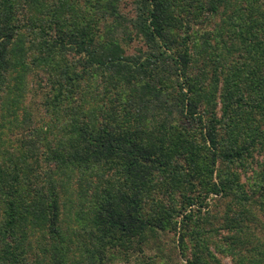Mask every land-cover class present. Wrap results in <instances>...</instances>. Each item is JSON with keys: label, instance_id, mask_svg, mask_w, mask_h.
Wrapping results in <instances>:
<instances>
[{"label": "trees", "instance_id": "obj_1", "mask_svg": "<svg viewBox=\"0 0 264 264\" xmlns=\"http://www.w3.org/2000/svg\"><path fill=\"white\" fill-rule=\"evenodd\" d=\"M223 201L220 250L264 264V0H0V264L183 227L219 264L194 216Z\"/></svg>", "mask_w": 264, "mask_h": 264}, {"label": "rangeland", "instance_id": "obj_2", "mask_svg": "<svg viewBox=\"0 0 264 264\" xmlns=\"http://www.w3.org/2000/svg\"><path fill=\"white\" fill-rule=\"evenodd\" d=\"M132 8L133 5L129 4L127 10H131ZM35 92L36 88L34 87L28 94V97H26L25 105L28 104L29 107L41 111L44 94L43 92ZM220 203L221 202L214 206L210 211L208 209L210 208L211 203H209L210 206L208 205L205 207L204 215L201 214L202 212H197L194 218L198 219L197 221L201 223L202 229H205V234L211 237L210 250L213 251L220 260L219 264H237L235 257L223 253V251L220 250L222 247H228L227 242L229 241V238H225V236L228 235V230L224 231L223 228H220L225 222L223 218V208L225 207V203L224 201L223 203ZM203 217L205 220L204 223H202ZM62 218L65 223L68 222L73 227L76 225L75 220H72L69 216H64V212ZM216 219L219 223H215ZM197 221L192 223L191 227H193ZM212 223L215 224L212 226ZM184 228L185 227L177 231L172 230L161 233L158 238L151 240L149 247L145 246L141 253H115V258L113 259L112 264H195L196 248L193 247L194 241H192L190 233L185 232ZM258 231L259 234H256V240L259 241L261 239L264 243V230L260 229ZM214 242L220 244L219 248L213 244Z\"/></svg>", "mask_w": 264, "mask_h": 264}]
</instances>
